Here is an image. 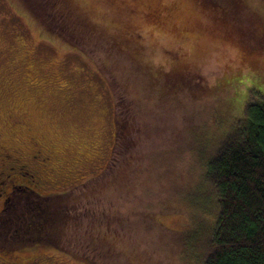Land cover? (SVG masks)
Wrapping results in <instances>:
<instances>
[{
  "label": "rangeland",
  "instance_id": "1",
  "mask_svg": "<svg viewBox=\"0 0 264 264\" xmlns=\"http://www.w3.org/2000/svg\"><path fill=\"white\" fill-rule=\"evenodd\" d=\"M254 34L264 0H0V212L34 180L8 223L56 216L34 245L0 215V264H201L178 237L213 217L207 149L264 94Z\"/></svg>",
  "mask_w": 264,
  "mask_h": 264
},
{
  "label": "trees",
  "instance_id": "2",
  "mask_svg": "<svg viewBox=\"0 0 264 264\" xmlns=\"http://www.w3.org/2000/svg\"><path fill=\"white\" fill-rule=\"evenodd\" d=\"M118 102L119 100L117 105ZM118 117L116 116L117 123ZM120 129L121 127H118V130ZM118 150V148L114 150V159L117 158ZM207 150L206 156L202 158L205 165L204 183L206 184L207 180V188L201 195L206 196L204 200H208L202 206L197 201L196 203L204 210L205 208L212 210L213 217L203 219L205 226L202 225L200 231L202 234L196 243L191 238L183 241L178 237V240L185 249L198 251L201 264H264V94L251 98L242 117L234 123L227 134H223L221 141ZM110 161L112 164L109 163L106 169L109 178L112 175L118 176L122 169L128 178L130 173L136 170L131 165L132 159L126 161L118 170L113 158ZM34 187L36 188L34 180L13 185L10 196L16 197L17 194L16 199L19 198L17 201L15 199L16 210L26 208L24 203L28 197L36 200L47 198L40 195ZM16 189L23 192L25 195L23 199H20L21 194H18ZM213 193L216 195L215 199ZM10 196L5 197L2 214L0 212L4 218L3 233L8 231L11 237L18 240L16 243L20 241L27 244L50 243L49 238L52 237L46 235L47 227L54 219L56 220V216L38 204L36 216L29 215L28 212L31 213L33 210L28 207L18 221L8 223L10 220L8 206L14 204ZM203 199L200 197L199 201L202 202ZM32 222L37 223L38 227ZM43 232L45 239L40 240ZM191 245L195 247L190 248ZM6 251L7 249H4V252Z\"/></svg>",
  "mask_w": 264,
  "mask_h": 264
},
{
  "label": "flooded vegetation",
  "instance_id": "3",
  "mask_svg": "<svg viewBox=\"0 0 264 264\" xmlns=\"http://www.w3.org/2000/svg\"><path fill=\"white\" fill-rule=\"evenodd\" d=\"M254 36H255V37H253V38L255 39L256 42L264 41V34H261V35H256V34H254ZM19 173H20V172H19ZM20 183H22V181L19 182L18 184H20ZM14 184H16V183H14ZM14 184H13V185H14ZM12 188H13V186H12Z\"/></svg>",
  "mask_w": 264,
  "mask_h": 264
}]
</instances>
